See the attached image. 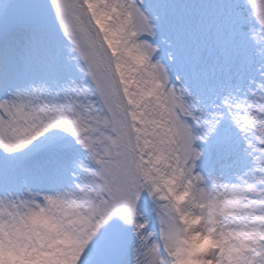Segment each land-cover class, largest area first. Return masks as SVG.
I'll return each mask as SVG.
<instances>
[{"label": "snow or ice", "instance_id": "1", "mask_svg": "<svg viewBox=\"0 0 264 264\" xmlns=\"http://www.w3.org/2000/svg\"><path fill=\"white\" fill-rule=\"evenodd\" d=\"M0 264H264V0H0Z\"/></svg>", "mask_w": 264, "mask_h": 264}]
</instances>
